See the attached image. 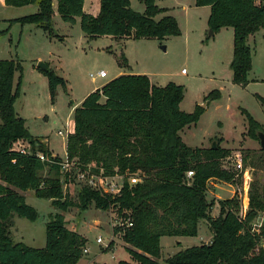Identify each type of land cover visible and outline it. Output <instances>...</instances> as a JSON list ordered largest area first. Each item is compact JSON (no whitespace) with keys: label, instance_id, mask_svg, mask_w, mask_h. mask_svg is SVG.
<instances>
[{"label":"trees","instance_id":"1","mask_svg":"<svg viewBox=\"0 0 264 264\" xmlns=\"http://www.w3.org/2000/svg\"><path fill=\"white\" fill-rule=\"evenodd\" d=\"M4 1L9 7L36 5L35 13L11 21L54 33L53 0ZM139 1L145 5L144 13L134 11L130 0H100L96 16L84 11L85 0H57V11L66 22L75 23L80 18L82 30L91 37L164 40L181 35L178 19L164 15L168 10L159 7L156 0ZM195 4L211 8L208 25L214 33L223 27L233 28L232 80L247 86L253 65L248 38L264 28V0H195ZM120 64L127 65L125 55ZM38 69L48 77L53 100L59 86L67 91V79L49 65ZM22 83L21 62L0 59V264H77L88 239L69 228L64 212L75 205L86 210L92 204L102 210L115 207L131 216V227H113L114 233H122L131 257L116 264H264V183L251 182L246 212L235 193L219 201L217 216L211 214L214 201L208 198L209 182L238 184L239 180L226 168L229 149L218 142L193 147L183 140L180 131L197 123L206 109L202 104L191 112L181 108L184 85L174 81L157 85L148 74L125 73L90 92L75 107L73 130L66 144L69 159L94 172L122 176L123 186L113 195L84 184L78 201H74L63 188L60 165L37 156L38 151L51 153L49 147L30 132L26 119L16 112ZM220 96V90L214 89L204 103L208 105ZM256 96L264 107V96ZM242 114L247 118L248 132L259 138L262 124L247 109L242 108ZM19 139L31 144L32 153L15 149ZM60 159L57 155L56 160ZM46 168L53 173L44 177L41 172ZM189 170L194 171L192 177L187 176ZM132 177L138 180L131 182ZM17 189L33 190L37 197L51 199L60 210L46 223L43 247L15 241L11 235L15 214L31 221L39 216ZM259 216L263 221L257 227L254 222ZM202 220L210 223L211 242L160 259L163 236H196Z\"/></svg>","mask_w":264,"mask_h":264},{"label":"rangeland","instance_id":"2","mask_svg":"<svg viewBox=\"0 0 264 264\" xmlns=\"http://www.w3.org/2000/svg\"><path fill=\"white\" fill-rule=\"evenodd\" d=\"M94 1L87 0L86 9L88 13L98 14L100 0ZM130 2L134 11L144 13L143 3L139 0ZM156 3L169 9V13L164 15L178 19L181 35L164 40L126 38L120 41L112 36L91 37L82 30L80 21L66 22L57 13L53 18L54 33L50 35L34 24L11 21L35 13L36 5L9 7L0 0V59H15L23 65V83L21 95L15 102L16 112L26 119V125L35 137L42 139L55 154L64 157L67 137L59 134V130H65L69 123L72 125L71 108L87 96L93 86L111 80L118 70L148 74L157 85H166L170 81L184 85L181 108L187 112L193 111L197 103L204 106L205 96L219 89L221 96L211 100L200 120L185 126L180 134L193 147H209L218 142L229 149L230 155L237 150L242 151L245 167L252 176L250 182L264 183V148L260 139L248 132V121L242 114V108L247 109L262 124L260 131H264V107L256 96H264V30L255 33L249 41L253 50L250 77L260 81L242 86L232 80L231 27H223L210 36L207 22L210 7H197L195 0H156ZM123 55L127 65L122 66L120 60ZM40 61L68 81L67 91L59 86L54 100L48 77L38 69ZM182 69H185L184 73ZM100 70L106 71L107 77L94 79L91 74ZM52 173L49 168L41 172L44 177ZM68 178L63 188L71 199L78 201L79 189L84 184L73 176ZM0 182L3 181L0 179ZM249 185L243 173L238 184L210 181L208 198L214 201L211 214H219L220 200L234 195L238 187L248 188ZM17 191L25 195L26 202L38 210L39 216L31 221L15 214L11 235L15 241L43 247L46 244V223L51 214L60 210L51 199L39 198L33 190ZM64 214L69 228L75 226V230L88 239L85 246L88 252H84L77 264H116L120 260L131 259L122 233L113 231V212L92 204L86 210L78 205L72 206ZM255 221L261 220L258 217ZM199 230L196 236H163L161 260L184 248L212 241L213 232L207 220L200 222ZM100 236L102 243L97 241Z\"/></svg>","mask_w":264,"mask_h":264},{"label":"built area","instance_id":"3","mask_svg":"<svg viewBox=\"0 0 264 264\" xmlns=\"http://www.w3.org/2000/svg\"><path fill=\"white\" fill-rule=\"evenodd\" d=\"M185 71V70H184ZM91 76L96 78H104L107 77V73L104 70H100L95 74H91ZM72 126V129L70 128ZM73 130V123L70 125V123L66 126L65 130H59V134L68 137L69 133ZM15 149L23 152V153H32V146L31 144L24 140L19 139L14 143ZM37 156L48 163L53 164H59L61 173H62V181L63 183L67 181L68 177L73 176L74 179L79 180L85 185H89L93 189L99 190L101 193L106 194H119L122 186H123V177L120 175H105L102 172H94L90 167H82L80 164H78L75 161H72L69 159L67 152L64 157H61L60 160H56L57 154L48 153L44 151H38ZM227 169H231L235 172L236 177L239 180L240 175L243 173L244 177L246 178V183H250L249 187H238L235 193H237L241 200L242 210L243 212H246L249 207V192H250V186L252 181V176L249 170L245 167V157L243 155V152L240 150H237L233 152V154L229 155L226 159ZM194 174L193 170H189L187 172L188 177H192ZM131 182H136L138 180L137 177H132ZM234 193V194H235ZM111 212H113V227H131L133 225V221L131 219V216L127 212H119L117 208L112 207L110 209ZM115 212V213H114ZM261 216H259L260 218ZM261 220L260 222H254V225L257 227H260L262 224ZM97 241L99 243L103 242V238L100 236L97 238ZM84 252H88V248L84 249Z\"/></svg>","mask_w":264,"mask_h":264},{"label":"crops","instance_id":"4","mask_svg":"<svg viewBox=\"0 0 264 264\" xmlns=\"http://www.w3.org/2000/svg\"><path fill=\"white\" fill-rule=\"evenodd\" d=\"M4 3H5V1L4 0H2ZM94 3H97V0H95L94 1ZM6 5V4H5ZM93 5V3H91L90 4V6H92ZM86 6H87V0H85V4H84V11L86 12V13H88L87 11V9H86ZM53 7H54V17L56 16V13L59 15V13H58V11H57V0H53ZM163 8V7H162ZM201 8H204V7H201ZM165 9H167L168 11H167V13H169V9L168 8H165ZM88 14H92V15H98L97 13H88ZM208 15H207V17H208V19H209V16H210V14H211V8H210V10H208V13H207ZM60 16V15H59ZM177 19V18H176ZM208 19H207V22H208ZM77 21H80V18H77L76 19V22ZM180 24V23H179ZM224 28H230V27H224ZM232 28V27H231ZM223 29V28H222ZM221 29V30H222ZM233 29V28H232ZM220 30V31H221ZM261 30H264V28H262V29H260V30H258L257 32H259V31H261ZM256 32V33H257ZM216 34V33H215ZM214 34V35H215ZM255 34V33H254ZM254 34H252V35H250V37L248 38V43H249V41H250V38H251V36H253ZM113 37V36H112ZM113 38H116V37H113ZM117 40H124V39H126L125 37H123V38H116ZM233 39H234V30H233ZM250 44V43H249ZM251 46V45H250ZM252 48V47H251ZM252 53H253V50H252ZM232 58H233V55H232ZM232 58H231V61H232ZM231 63V62H230ZM252 68H253V65H252ZM183 70V73L185 72L184 70L185 69H182ZM251 72H252V69L249 71V74H248V78H249V83H251V82H254V81H260L258 78H256V77H250V74H251ZM126 72H124V71H122V70H118L116 73H115V75L113 76V78H115V77H117V76H119V75H121V74H125ZM130 73H139V72H130ZM139 74H143V73H139ZM150 76V75H149ZM112 78V79H113ZM150 78H151V76H150ZM264 80V79H263ZM151 81L153 82V80H152V78H151ZM154 83V82H153ZM248 83V84H249ZM105 84V83H104ZM104 84H101V85H95V86H93L92 88H91V90H89V92L91 91H94V90H96L97 88H100L102 85H104ZM156 84V83H155ZM88 92V93H89ZM86 96H83L72 108H71V111H73L74 112V109H75V107L76 106H78L82 101H83V99L85 98ZM72 102H73V100H72ZM198 104V103H197ZM70 111V112H71ZM72 113V112H71ZM70 113V114H71ZM42 140V139H41ZM43 141V140H42ZM44 141H46V139H44ZM47 142V141H46ZM66 144H67V141H66ZM48 147H49V145H48ZM49 150L53 153V154H55L50 148H49ZM232 196V195H231ZM67 219V218H66ZM260 220H263V218H262V216L260 217ZM257 222V221H256ZM68 224V223H67ZM71 229H73V230H75V226H72L71 227ZM200 229V228H199ZM76 231H78V230H76ZM200 231V230H199ZM199 231H198V233H199ZM79 232V231H78ZM162 239V238H161ZM123 242L125 243L124 245H125V247L127 248V250H128V244L123 240ZM185 249V248H184ZM175 254V253H174ZM173 255V254H172ZM131 258V257H130ZM161 259V258H160ZM129 260H131V259H129Z\"/></svg>","mask_w":264,"mask_h":264},{"label":"water","instance_id":"5","mask_svg":"<svg viewBox=\"0 0 264 264\" xmlns=\"http://www.w3.org/2000/svg\"><path fill=\"white\" fill-rule=\"evenodd\" d=\"M214 34H215L214 31L212 29H210V36H212ZM38 67L43 68V69H47L48 68V64L45 63L44 61H40L39 64H38ZM206 105L207 104L204 103V107ZM258 137L260 139V142H261L262 147L264 148V131H259Z\"/></svg>","mask_w":264,"mask_h":264}]
</instances>
